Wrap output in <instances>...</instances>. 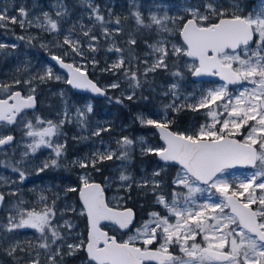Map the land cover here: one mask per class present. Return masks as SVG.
<instances>
[{"label":"snow or ice","instance_id":"6c2138e0","mask_svg":"<svg viewBox=\"0 0 264 264\" xmlns=\"http://www.w3.org/2000/svg\"><path fill=\"white\" fill-rule=\"evenodd\" d=\"M80 2L86 7L92 23L85 25L81 18L66 33L62 21L69 16V10L63 0H56L53 5L54 17L45 11L32 19L24 6L18 8L16 15H8L7 9L0 11V28L18 24L22 30L27 26L57 36L62 34V42L55 45L62 52L59 55L50 53V58L67 72V77H62L54 72L52 65H48L42 73L29 79L16 78L12 83H0V93L3 94L0 96V150L15 143L11 133L16 126L23 127L27 141L19 160H0V167L16 174L14 180L0 175V183L23 184L28 177L26 161L41 149H50L51 155L35 169V174L59 167L65 145L58 138L64 125L73 120L67 108L64 118L58 121L40 116H35L34 121L26 119V110L35 108L34 81L45 83L63 79L73 88L106 94L86 75L87 63L94 68L99 63L95 56L87 53L99 51L100 37L94 34L97 25L104 40L110 41L121 33V21L117 17L114 21L117 27L110 29L106 24L112 21H106L98 5H93L91 0ZM182 10L183 16L150 13L147 19L140 11L131 13L137 31L155 32L157 38L152 42L145 41L149 51L143 58L133 51L137 40L132 34L126 41L129 45L127 56L125 49L114 42L107 47V52L115 53L116 58L101 71L122 75L132 90L122 93L123 98L116 97L115 102L131 101L137 90H143L145 85L151 87L149 75L170 71V60L176 66V70L171 71L173 77L184 78L180 68L182 63L193 77H218L224 83L202 89L199 96L189 93L183 96V102L177 103L182 94L179 82H173L163 93L172 97L171 102L164 105L163 119H154L143 113L134 118V122L142 127L157 129L162 145H150L143 136L134 139L122 135L116 139L115 148L101 140L102 147L72 162L82 169L91 168L98 172L99 164L120 161L119 187L130 190L135 183L137 188L150 190L163 213L151 211L127 239L110 235L104 230L105 222L113 226L114 232L116 229L131 231L134 213L130 208L112 207L102 186L92 182L90 173L85 172L80 176L82 186L79 189L69 187L67 191L79 192L80 215H86L88 221L87 239L74 236V226L67 220L63 224L53 223L55 199L49 205L48 197L41 193L37 203L43 207L39 211L25 207V201L19 199L10 205L5 222L0 223V248L14 264H42V256L43 264H63L65 256H73L79 251H86L87 264H264V0H259L258 7L247 15L243 14L239 0H230V3L200 0ZM177 20L182 23L177 24ZM177 33L182 43L170 39ZM17 39L25 40L26 37ZM33 39L28 37L27 42L31 44ZM9 48L14 51L17 45L0 43V50ZM66 58H71L72 62H67ZM141 65L144 66L142 71ZM21 84L29 88L27 96L15 90ZM229 85H239V88L233 92ZM109 87L119 88V80ZM141 99L147 101L149 97L141 96ZM185 108L194 112L203 109L207 119L192 133L169 130L168 111ZM92 111V105L88 104L86 112ZM75 123L81 129L85 128L84 110L76 109ZM110 131L108 127H97L91 135L100 137L103 132ZM137 148L141 156L153 155L162 162L153 170L152 179L136 181L126 170ZM173 165L178 168L171 181L169 199L163 194V182L156 177ZM238 167L252 171L243 176L229 171ZM106 182H109L108 178ZM10 194L17 196L18 191L12 190ZM4 201L5 194L0 192V204ZM64 228L68 229L67 234H62ZM25 229L34 230V239L20 241L15 237V233ZM174 248H178L182 256L170 251Z\"/></svg>","mask_w":264,"mask_h":264},{"label":"rangeland","instance_id":"374dc122","mask_svg":"<svg viewBox=\"0 0 264 264\" xmlns=\"http://www.w3.org/2000/svg\"><path fill=\"white\" fill-rule=\"evenodd\" d=\"M93 5H98L101 14L104 15L106 21L111 20L112 23L106 24V27H109L110 29H114L117 27V25L114 23L113 15H112V7L114 6V0H101V3L97 0H91ZM56 3V0H31L30 6L27 9L30 13V18L34 19L35 16L39 15L42 12H50L53 17L55 16V10L53 5ZM79 12H78V18L71 20V16L69 15L64 21H62V29L63 32L66 33L67 29L72 27L73 24H76L77 21H79L81 18L83 19V22L85 25H90L92 22L88 19V12L84 5L79 2ZM250 3V2H249ZM133 4L132 0H127V5L130 6V12L133 11H140L145 19L149 16L150 13H156L158 15H164L168 14L171 17H176L178 14L183 16L185 13L183 12V8L188 5L187 0L184 1H178L176 3L166 4L162 3L161 1H154L152 0L150 3H146L144 5L135 4L133 7H131ZM32 5V6H31ZM259 5V0H256L255 2H252L247 5V8L245 9L243 6H241L245 12V15H247L248 12L253 11L255 8H257ZM22 6V5H21ZM20 6V7H21ZM4 4L0 2V11L4 10ZM18 8L14 11L13 9L8 10V15H16ZM102 10L105 11V13H102ZM111 12V15L109 13ZM131 19L133 20V24L131 27V32H129V35H134V31L137 30V26L135 24V19L133 16H131ZM71 20V21H70ZM70 21V23H69ZM177 24H180V21H176ZM0 43H6V44H16L17 48L13 51L12 49H4L0 50V61L1 63H4L5 61H8L14 65V68L17 69L19 67H23V70L27 67L26 62L31 59V63L29 64V68L32 69V72L27 74L24 79H29L33 75H37L39 73H42L45 70V66H48L49 64L46 63L45 58L40 56L37 51H35V48H32L30 45H34L36 47H39L47 52L48 49H54L57 50L56 53L61 54L62 49L56 47L55 45L57 42H62L63 35L57 36L56 34H49L47 32H42L41 30L35 28V27H27L26 30H22L20 26L9 24L7 29L0 28ZM145 33L147 37L150 38L149 42L154 41L157 36L155 32H150L148 30H141ZM77 34L78 28H77ZM94 34L100 37V40L98 44L102 45V41L104 40L103 36L101 35V30L99 28V25H97L94 29ZM178 33L175 36L170 37V39L173 42L181 43L179 40L176 39ZM19 36H25V40H18L17 37ZM28 37H33V41L31 44L27 42ZM82 38V37H81ZM105 41V40H104ZM146 41V40H145ZM144 41V53L149 51L146 43ZM115 43L116 46L118 45V40L116 36L114 35L113 39L110 41H106L107 45L104 49L105 52H107V47L111 43ZM124 40H121V43H123ZM42 45H48L47 48L42 47ZM33 52H31V50ZM144 53L142 54V57L144 56ZM88 56H95L99 54V52H88ZM32 56V57H31ZM100 61L98 60V64L94 68L91 63H87L85 67L87 68V72L90 74H94V81L99 84L101 88H103L105 91H112V93L117 95L118 97H122V93H130L132 90L128 86V82L123 78L122 75L116 76L112 75L111 72H104L101 71V69L105 68L107 65L111 64L112 61L116 58V54L112 52H107L106 54H99ZM175 58H173L174 60ZM68 62H72L71 58H66ZM76 60L79 61V57H76ZM169 64L170 71L163 72L165 75L169 76L168 79L165 80H158L154 83V86L148 89V93L150 94L149 100H148V107L147 110H131V114H128L126 119H123L122 117L119 118L117 116L115 105L108 99L102 100L106 104V108L99 114L94 115L93 111L91 113L86 112V106L88 104L92 105L93 108V99L89 97L88 95H85L84 98H74L72 96V91L68 88L67 83L62 79L60 81L57 80H49L51 82L57 83L56 87L49 88L47 97L54 98V105L52 109V115L48 117H42L37 112L27 113L26 119H30L34 121L35 116H40L41 118L45 120H53L58 121L62 118H64V112L67 108L69 117L73 120L72 123H66L64 127L61 129L62 135L58 138L59 142L61 144L65 145L63 155L59 159V167H50L49 169L45 170L44 172H41L39 175L35 174V169L46 159L51 155L50 149H41L37 152L35 156H31L26 161V171L28 172V177L26 181L23 184H17V183H0V192L5 194V203L2 207V211L0 212V223L5 222L6 216H7V209L10 207L11 204L15 203L19 199H23L25 201V207L27 208H36V210H40V208L43 207L42 204H38L37 201L39 199V195L42 193L47 199V203L51 205L52 200H56L55 209H56V216L53 220L54 224H63L65 220L69 221L74 227L72 228L73 235H79L81 238L85 239V236L82 232V226L80 224V221L78 218L84 217V215H80L81 207L77 201V197L73 194V192L67 191L69 187H75V183H78V187L81 186L80 182V176L83 175L85 172L90 173V178L93 181V173H98L95 170L88 169H82L76 165H74L72 162L74 160H79L84 158L86 155H88L91 151H93L95 148L102 147L101 140L104 141L105 145H110L111 147H116V139L119 138L122 135H128L132 138H138L143 136L145 141L153 146H160L156 145L155 140V133L153 131L152 127H142L139 123L134 122V118L140 114L143 113L146 116H150L154 119H163L164 118V105L171 102L172 97L163 95L164 92L168 91V86L178 81L180 85V92L182 94L181 101H177V103L183 102V96H187L189 93H195L197 96H199V93L202 89H207L209 87H214L223 83H212V82H206V81H199V82H193L190 79V73L187 71L186 68H183L182 63L180 65L181 70L184 73V78H176L171 75V71L176 70V66L173 64L172 61ZM83 63V62H81ZM142 65V69H143ZM54 72L56 74L61 75L62 77H66L64 74L59 72L57 69L54 68ZM6 73V72H5ZM187 74H189V77H187ZM119 80L120 87L113 89L110 88L109 85H111L114 81ZM2 82V76L0 72V83ZM39 84H42L39 81H34L33 86L37 88ZM25 87L24 96H27L29 94V88ZM239 87L235 89H230L233 92H236ZM3 95L2 93H0ZM123 98V97H122ZM44 105H48L47 103H44ZM80 108L85 111L86 113V126L84 129H81L76 123V109ZM186 109V108H185ZM183 110V109H182ZM176 111L173 112L171 110L167 113V119L169 120L171 116L178 117L179 113L182 111ZM205 110H200L199 112H194L195 117H197L196 122H192L193 126H190L189 129H192L190 131H196L199 126L205 122L207 119L205 115H203V112ZM97 127H108L111 128L110 132H103L100 137H93L91 135L92 131L96 129ZM13 131L17 133V140L15 143L4 150L0 152V155H3L4 158L1 160H19L20 153L24 152L26 149L24 147L26 141V138L23 136V127L22 126H16ZM177 132V131H175ZM185 132V131H180ZM187 132V131H186ZM12 134V133H11ZM13 135V134H12ZM157 139V137H156ZM158 141V140H157ZM71 143V145H67L68 143ZM159 143V142H158ZM7 153V155H5ZM137 157H146L141 156L139 149L135 151ZM66 155H69L68 158H66L63 162L64 165L69 166L70 168L74 169V172L72 173V176L66 175V171L64 166L61 167V161L63 160V157L65 158ZM112 166L108 168L109 175L106 177L108 178L109 182H106V178L103 181V185L105 189L109 190L108 194V202L113 207H120L122 208L126 207V204L128 200L130 199L127 194L128 192H124L122 188L119 187V174L121 169V162L120 161H111ZM21 167H25V165H21ZM148 167V168H147ZM156 169L154 166L149 165V160H145L143 163V166L138 167V171L141 174L142 178H150L149 175H146V172L152 174L153 170ZM129 173L133 174L135 172L133 168V161L131 160L130 163L127 165L126 169ZM234 175H240L243 176L244 174L251 172L252 169L246 168L244 170L236 171V170H229ZM177 172V168L175 170V175ZM0 175L8 177L10 179H15L16 174L12 173L10 169L2 168L0 167ZM231 178V177H230ZM139 178L137 177V180ZM140 179V180H141ZM12 190H17L18 195L12 196L10 192ZM163 191V189H162ZM151 193V191H150ZM57 195L59 198L57 199ZM152 195V193H151ZM153 196V195H152ZM120 197H123V199H120ZM171 198V192L170 197ZM153 200H155V197H152ZM156 204V203H155ZM157 205V204H156ZM159 212L163 213V209L157 205ZM75 209V211H73ZM148 214H145L146 217L142 219L141 223L148 218ZM140 223V224H141ZM140 224L136 227H133L132 230L127 234H120L122 237L120 239H127L128 235H131L135 232V229L140 226ZM62 234H67L68 229L64 228L61 229ZM17 239L20 241L25 240H32L36 236V233L32 229H25L21 230L14 234ZM174 252V255L182 256V253L179 252L178 248L170 249ZM65 252H67V248L64 249ZM0 253L4 254L6 257L9 258V261L14 264V261L11 257H9L3 250L0 248ZM81 251L77 252L73 256H65L64 258H76L77 264H87V259L82 260L79 258ZM59 258V257H58ZM42 264L44 262V257H41ZM0 264H5L3 260L0 259Z\"/></svg>","mask_w":264,"mask_h":264},{"label":"trees","instance_id":"16d2710c","mask_svg":"<svg viewBox=\"0 0 264 264\" xmlns=\"http://www.w3.org/2000/svg\"><path fill=\"white\" fill-rule=\"evenodd\" d=\"M98 2L101 3V0H97ZM152 0H132L133 4L131 7H133L135 4H139V5H144L146 3H150ZM154 1H161L162 3H166V4H171V3H176L179 0H154ZM180 1H184V0H180ZM1 3L4 4V8L11 10L13 9L14 11L19 8L21 5L24 6L26 9L29 8L31 0H0ZM80 0H63L64 5L68 8L69 10V15L71 16V20H74L76 18H78V12H79V3ZM114 6L112 7V15L113 18H120V25L119 27L121 28V33L119 35H115L117 40H118V45L121 48L125 49V55H128L127 49L129 47V45L126 43L127 39L129 38V32H131V27L133 24V20L131 19V12H130V6L127 5V0H114ZM200 2V0H187L188 4H192V5H196ZM225 3H230V0H224ZM239 4L241 6H243L245 9L247 8V5L250 4L247 0H239ZM32 6V5H31ZM246 11V10H244ZM243 11V14L245 15V12ZM102 13H105L104 10H102ZM114 19V20H115ZM70 20V21H71ZM69 21V23H70ZM180 23H182L180 21ZM3 32V31H0ZM134 36L137 40V44L134 46L133 51L135 52V54L141 58L142 54L144 53L145 47H144V41H149L150 38L147 37L145 35V33L143 31H134ZM177 40H179L178 35L176 37ZM121 40H124L123 43H121ZM102 41V45L99 44V54H106L107 52L104 51L107 43L104 40ZM32 48H35V51H37V53L42 56L43 58L46 57V55H49L50 53H56L57 50L54 49H48L47 52L44 51L43 49L36 47L34 45H30ZM31 52H33L32 49H30ZM99 54L96 55L97 59L100 61V56ZM32 57V56H31ZM171 61V60H170ZM169 61V64L171 63ZM31 59H29L26 62V66L27 67L25 69V71L23 70V67H19L17 69H19V71H17V69L14 68V65L8 61H5L4 63H1L0 61V72H1V76H2V82L1 83H12L13 79H21L24 80L25 76L29 73L32 72V69L29 68V64L31 63ZM142 65H141V71H142ZM6 72V73H5ZM164 71H158L154 74H150L149 75V80L152 82L151 83V87L154 86V83L158 80H165L168 79L169 76L165 75L163 73ZM87 74L89 75V77L93 79L94 74H90L87 72ZM187 77H189V74H187ZM143 79V77H141ZM57 83L51 82V81H47L45 83L39 84L36 88V92H35V97L37 99V107L35 112H37L38 114H40L42 117H48L52 115V109H53V105H54V98L51 97H47V93L49 88H53L56 87ZM147 85H145L143 90H137V94L135 96V98L133 100H127V99H123V103L122 104H117L115 102V98L118 97L116 94L114 95L112 93V91H106V95L105 98L110 100L109 98H113L110 101L115 105V110L117 113V116L119 118H123L126 119L128 114H131V110H144L146 111L147 107H148V100H143L141 99V96H148L150 97V94L148 93V89L151 88ZM15 90H20L21 92H25V87L23 86V84L16 86ZM0 96H2L0 94ZM72 96L74 98H84L85 95H76V94H72ZM122 98V97H121ZM44 103H47L48 105H44ZM106 104L102 101V100H95L93 99V114H99V112L101 113L106 107ZM105 107V108H104ZM169 121H171V123L169 124V128L173 131H187L188 133H192L194 131H190L192 129H189L190 126L192 125V122H196L197 121V117L194 116V114L192 113L191 110L188 109H183L180 113L178 117H174L171 116ZM12 134L15 137V141L17 140V133L15 131H12ZM156 140V145H160L155 137ZM67 145H71V143L69 142ZM69 155H66L65 158L63 157V160L61 161V167L64 166L65 171H66V175H69L70 177L72 176V173L74 172V169L70 168L67 165H64V160L66 158H68ZM4 156L0 155V160L3 159ZM149 160V165L154 166L156 169L158 168V166L160 165L157 161L155 156L153 155H147L146 157H137L136 154H133V168L135 170V172L132 174L134 177V180L139 181L141 179V174L138 171V167L139 166H143V163L145 160ZM111 161H106L103 164H99L97 167L100 168V171L98 173H93V181H98L103 183L104 179L109 175V170L108 168H110L112 166V163H110ZM148 168V167H147ZM90 170H93L91 168H89ZM175 170L176 168L174 167H168L165 170H163L161 172V175L159 177H156V179H159L163 182L162 184V189H163V194L169 198L170 197V192L172 191V184L171 181L172 179L175 177ZM146 175H149L150 178L148 179H152V176L150 173L146 172ZM137 177L139 178L137 180ZM75 187L78 189V183H75ZM124 192H128L127 196L130 198L126 204V207H130L132 208L135 213H136V222L134 224V227L138 226L142 219H144L146 217L145 214L150 213L151 211H159L157 205L155 204L154 200L152 199V195L150 193V190H145L142 188H137L135 183H133L132 187L130 190H123ZM106 193L109 194V190L106 189ZM73 194L76 196L77 195V191L73 192ZM80 221V224L82 226V232L85 236L86 234V221L84 217L78 218ZM108 230V232L110 234H115L117 235V238L120 239L122 237V235H120L119 233H117L116 231H113V228H106ZM80 259L85 260V254L83 251H81ZM0 259L3 260V262L5 264H12L9 261V258L6 257L4 254L0 253ZM59 260V258H57ZM63 264H77L76 262V258H64V262Z\"/></svg>","mask_w":264,"mask_h":264},{"label":"water","instance_id":"95a60500","mask_svg":"<svg viewBox=\"0 0 264 264\" xmlns=\"http://www.w3.org/2000/svg\"><path fill=\"white\" fill-rule=\"evenodd\" d=\"M248 1H250V2H255L256 0H248ZM178 37H179V35H178ZM179 41H180V38H179ZM180 42L182 43V41H180ZM46 62H47L49 65H52L55 69H57L59 72H61L62 74H64V75L67 77V72H66V70L61 69V68L59 67V65H57V64L55 63V61H52L51 58H50V54L46 56ZM86 75H87V77H88L89 80H91V81H92L93 83H95L99 88H101V87L99 86V84H97L94 80H92V79L89 77V75H88L87 73H86ZM190 79H191L193 82L206 81V82H212V83H216V82H218V83H224V82L221 81L218 77H199V78H197V77H193L192 75H190ZM67 86H68V88H69L74 94H78V95H88V96H90L91 98H93V99H97V100H103L104 97H105V95H98V94L93 93V92H91V91H89V90L73 88V87H72L71 85H69V84H67ZM228 87H229V89H235V88L239 87V85H229ZM101 89H103V88H101ZM22 95H24V94L22 93ZM36 107H37V101L35 100V108H34V109L26 110V112H27V113H32V112H34V111L36 110ZM169 130H171V129L169 128ZM153 131H154V133H155V135H156V137H157L158 142L160 143V145H162V144H163V141L160 139V134H159L158 130L155 129V128H153ZM171 131H173V130H171ZM173 132H174V131H173ZM7 148H8V147H7ZM5 149H6V148H5ZM3 150H4V149H3ZM1 151H2V150H0V152H1ZM155 158H156V160H157V162H158L159 164L162 163V162H160V161L158 160L157 157H155ZM169 167H175V168H178V166H174V165H173V166H169ZM244 169H246V168H239V167H238L237 169H233V170L240 171V170H244ZM92 182H94V183H98V184H100V185L102 186V188L104 189L105 198H106V200L108 201V195L106 194V190H105L104 185H103L101 182H98V181H92ZM81 186H82V185H81ZM81 186H80V187H81ZM80 187H79V188H80ZM79 188H78V189H79ZM77 201H78L80 207L82 208V203H81V201H80L79 192H77ZM4 203H5V201H4ZM4 203H3V204H0V212H1V210H2V207H3ZM114 208H115V207H114ZM125 208H130V207H125ZM130 209H132V208H130ZM132 211H133V213H134V221H133V224L130 225V229H131V230H132V228H133V226H134V224H135V222H136V213H135V211H134L133 209H132ZM84 217H85V221H86V227H87V230H88V221H87V217H86V215H84ZM106 227H111V228H113V226L107 225L106 222H105V227H104V230H105V231H107V230L105 229ZM87 230H86V239H87ZM116 231L119 232V233H121V234H127V233L130 232L129 230L120 231L119 229H116ZM109 234H110V233H109ZM110 235H112V234H110ZM84 254H85L86 259H87V253H86V251H84Z\"/></svg>","mask_w":264,"mask_h":264},{"label":"flooded vegetation","instance_id":"af4514ba","mask_svg":"<svg viewBox=\"0 0 264 264\" xmlns=\"http://www.w3.org/2000/svg\"><path fill=\"white\" fill-rule=\"evenodd\" d=\"M171 251V250H170ZM173 252V251H172ZM173 254H174V252H173Z\"/></svg>","mask_w":264,"mask_h":264}]
</instances>
